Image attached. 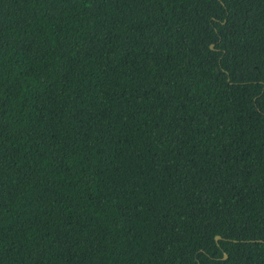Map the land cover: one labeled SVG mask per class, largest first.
Segmentation results:
<instances>
[{"label": "trees", "instance_id": "16d2710c", "mask_svg": "<svg viewBox=\"0 0 264 264\" xmlns=\"http://www.w3.org/2000/svg\"><path fill=\"white\" fill-rule=\"evenodd\" d=\"M0 264H264V0H0Z\"/></svg>", "mask_w": 264, "mask_h": 264}, {"label": "water", "instance_id": "95a60500", "mask_svg": "<svg viewBox=\"0 0 264 264\" xmlns=\"http://www.w3.org/2000/svg\"><path fill=\"white\" fill-rule=\"evenodd\" d=\"M210 48H212V46H210ZM219 239H220L219 236H216V237H215V241H217V240H219ZM223 259H226V255L223 256Z\"/></svg>", "mask_w": 264, "mask_h": 264}]
</instances>
